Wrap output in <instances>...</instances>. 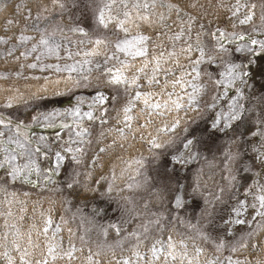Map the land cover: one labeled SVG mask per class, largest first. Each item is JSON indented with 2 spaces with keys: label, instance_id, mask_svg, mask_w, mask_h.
I'll return each mask as SVG.
<instances>
[{
  "label": "clouds",
  "instance_id": "clouds-1",
  "mask_svg": "<svg viewBox=\"0 0 264 264\" xmlns=\"http://www.w3.org/2000/svg\"><path fill=\"white\" fill-rule=\"evenodd\" d=\"M0 264H264V0H0Z\"/></svg>",
  "mask_w": 264,
  "mask_h": 264
},
{
  "label": "snow or ice",
  "instance_id": "snow-or-ice-1",
  "mask_svg": "<svg viewBox=\"0 0 264 264\" xmlns=\"http://www.w3.org/2000/svg\"><path fill=\"white\" fill-rule=\"evenodd\" d=\"M120 77L118 76L117 79H119Z\"/></svg>",
  "mask_w": 264,
  "mask_h": 264
}]
</instances>
